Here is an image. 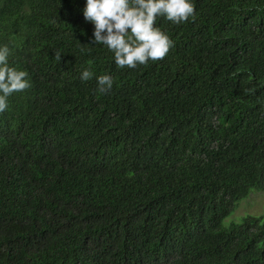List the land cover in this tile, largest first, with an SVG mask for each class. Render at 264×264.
Listing matches in <instances>:
<instances>
[{"label":"trees","instance_id":"obj_1","mask_svg":"<svg viewBox=\"0 0 264 264\" xmlns=\"http://www.w3.org/2000/svg\"><path fill=\"white\" fill-rule=\"evenodd\" d=\"M191 2L121 68L86 0H0L31 85L0 113V264H264V216L224 224L264 193V0Z\"/></svg>","mask_w":264,"mask_h":264},{"label":"clouds","instance_id":"obj_2","mask_svg":"<svg viewBox=\"0 0 264 264\" xmlns=\"http://www.w3.org/2000/svg\"><path fill=\"white\" fill-rule=\"evenodd\" d=\"M180 24L195 21V5L191 0H86L83 16L94 25L93 44H103L114 52L119 67L135 68L149 60H163L174 42L160 28L154 27L158 16ZM10 49L0 47V113L7 107L8 98L31 85L26 71H19L8 64ZM55 59L61 60L59 52ZM93 73L84 70L81 79L88 80ZM113 86V78H98L96 91L107 94Z\"/></svg>","mask_w":264,"mask_h":264},{"label":"rangeland","instance_id":"obj_3","mask_svg":"<svg viewBox=\"0 0 264 264\" xmlns=\"http://www.w3.org/2000/svg\"><path fill=\"white\" fill-rule=\"evenodd\" d=\"M264 216V193L252 191L248 198L242 200L234 213L225 220V226L239 222L245 216Z\"/></svg>","mask_w":264,"mask_h":264}]
</instances>
